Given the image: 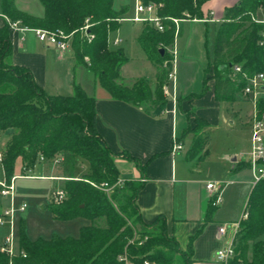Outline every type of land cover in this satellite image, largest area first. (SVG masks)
Listing matches in <instances>:
<instances>
[{
    "label": "trees",
    "instance_id": "obj_1",
    "mask_svg": "<svg viewBox=\"0 0 264 264\" xmlns=\"http://www.w3.org/2000/svg\"><path fill=\"white\" fill-rule=\"evenodd\" d=\"M114 0H39L43 15L38 17L17 9L13 0H1L2 13L10 21H18L28 28L72 33L71 52L74 65L83 66L93 75L108 95L116 100L141 107L151 116L161 114L166 97L164 86L172 69V46L175 25L164 20L165 29L157 31L145 25L138 43L147 57L158 66L154 90L144 79L127 87L118 82L119 69L127 60L121 47L108 45V36L124 17L127 5L115 9ZM160 3L162 17L201 18V6L208 0H142ZM264 0H239L225 8L213 44V56L208 65L214 81V97L218 102H233L245 84L240 74L232 76V66L239 64L248 74L264 73V23L255 18ZM88 20L85 31L93 37L87 40L80 31ZM9 24L0 28V136L7 135L3 149L4 176L10 179L17 158L26 167H33L39 158L47 165L55 163L58 176L67 177L63 188L66 198L61 205H52L56 219L83 217L90 224L82 226L78 237L52 236L30 240L20 230L19 249L25 257L16 256L12 264H117V256L152 264H191L195 236L190 237L182 250L175 237L167 234L166 220L158 216L145 223L140 216L136 197L142 182L125 180L107 195L89 182L115 184L119 171L113 154L95 129V97L88 95L74 80L71 95H50L36 84L25 67L11 62ZM159 49L164 52L161 55ZM87 58V60L85 59ZM211 67L213 68L211 70ZM221 67V68H220ZM209 77L204 75L200 97L206 91ZM255 113L264 118V98L255 102ZM193 127L184 130L182 137L195 133L187 152V160H201L207 155L208 122L195 116ZM139 162L128 154L120 155ZM78 160L87 164L77 173ZM246 217L240 220L235 235V256L232 264H264V178L255 182L247 198ZM0 253V264H7Z\"/></svg>",
    "mask_w": 264,
    "mask_h": 264
},
{
    "label": "crops",
    "instance_id": "obj_2",
    "mask_svg": "<svg viewBox=\"0 0 264 264\" xmlns=\"http://www.w3.org/2000/svg\"><path fill=\"white\" fill-rule=\"evenodd\" d=\"M238 1L208 0L201 6V18L179 21L174 42L167 48L168 54L172 56L174 79L168 80L163 88L166 97L165 106L161 114L157 116L149 115L141 107L111 98L95 80L91 93H88L82 84L87 71L83 66L74 65L71 49L58 51L53 46L38 41L30 30L21 31L11 27L8 29L12 47V64L30 70L36 84L47 94L71 95L75 80L81 84L88 95L95 97V129L110 151L117 155L115 164L120 179L142 182V187L136 197V205L141 219L145 223H150L158 216H163L166 220L167 234L176 238L182 250L186 249L190 237L196 235L193 240L191 264H220L215 259V252L225 245V238L230 232L223 235L222 230L238 222L244 213L237 208L232 219L221 218L218 211L220 204L223 203L222 194L228 184L249 183L251 188L254 185L248 163L242 154L239 155V158L236 156L230 158L228 160L231 162L230 166L223 159L224 174L227 177L214 181L219 185L221 191V203L212 207L210 205L211 193L206 188V184L211 182V179L202 175L204 173L202 164L207 161L210 149L213 147V136L218 137V129H226V127H230L229 124H233L230 117L235 113L228 104H232L236 100L235 98L231 103L215 100L214 81L210 78V71L205 72L206 69L208 70L213 56V45L209 49V29L211 24H216L217 30L225 8ZM13 3L21 11L38 17L43 15V11L40 15L31 13L34 9L31 0H13ZM130 11L128 6L129 16L133 12ZM257 20L264 21V18ZM9 22L10 20L2 13L0 0V28ZM123 22L127 21L119 22V27L108 36V45L112 48L121 47L127 57L119 69L118 82L130 87L137 80L144 79L148 82L151 90H154L158 66L147 57L138 43L142 29L140 28L141 24L132 22L133 29H125L124 33L121 32ZM119 33L123 39L119 37ZM128 35L133 43L132 47L126 46ZM116 37L120 38L121 42L117 46H113L112 41ZM138 47L142 52L138 55L139 60L146 67L148 73L125 81L122 76L123 70L135 57L134 52ZM205 74L209 77L205 93L200 97H192L193 94L201 92ZM195 116L209 124L204 130L208 135L207 155L201 160L189 161L186 159V152L193 138L188 134L184 137L182 135L186 128L193 127ZM0 140L4 146L8 140L7 135L0 136ZM174 140L181 143V150L172 151ZM249 147L245 155H247ZM123 153L137 160L141 169L133 161L120 157ZM17 163L21 171L24 164L20 157L16 159L15 164ZM86 168L87 164L78 160V175L83 173L81 171ZM244 169L249 171V180L241 181L235 178L234 181H227L229 175L234 176ZM34 170H39L41 173L39 175L31 174L29 178L53 179L56 177L57 179L53 180H63L62 176H58V173L42 161H38L33 167H30L31 172ZM221 180L223 182H220ZM7 203V198L0 196V212ZM0 227L4 228L0 229L1 243L8 230L6 226Z\"/></svg>",
    "mask_w": 264,
    "mask_h": 264
},
{
    "label": "rangeland",
    "instance_id": "obj_3",
    "mask_svg": "<svg viewBox=\"0 0 264 264\" xmlns=\"http://www.w3.org/2000/svg\"><path fill=\"white\" fill-rule=\"evenodd\" d=\"M34 5V9L31 13L40 15L43 11V6L39 0H31ZM136 0H114L113 6L119 7L123 4L129 6V9L133 11V7ZM130 11V12H131ZM208 15V14H207ZM128 17L129 13L127 12L124 17ZM210 16V15H209ZM255 18L263 19L264 18V9H258L255 15ZM132 22H123L121 24V32H124L125 29H133ZM146 24H141L140 28H143ZM216 24H211L209 29V49L212 48L214 31L216 30ZM129 30V34L130 31ZM125 33V32H124ZM127 34V33H126ZM119 37L120 33L118 34ZM123 35V34H122ZM122 38V37H121ZM127 47H132V42L130 35L127 37ZM123 39V38H122ZM134 52V51H133ZM135 57L131 62H129L125 69L123 70L122 76L127 79L132 77H139L140 75H147L146 67L142 65V62L139 60V54H142L141 48L134 52ZM213 68L211 67V70ZM122 78V79H123ZM124 81V80H122ZM82 82V80H81ZM94 78L90 72H87L85 79L82 84L88 91L91 93L93 89ZM236 100L231 106V110L234 111L235 115L230 117V120L233 124H229L230 127L226 129H218V137L213 136V147L210 149L209 157L207 161L202 164L204 169L203 176H206L207 179H211V182L219 181L223 177H227L224 174V163L223 159L226 160L228 166L231 162L228 160L234 156L239 158V155L242 154L246 158V151L249 147V128L248 122L254 113V105L252 99L245 97L240 93H236ZM192 138H194L195 133H189ZM4 146L2 140H0V151L3 152ZM228 155V156H227ZM49 167L55 171V163L49 165ZM86 169L82 170L84 172ZM19 164H15L13 175L21 174ZM41 172L39 170H34L30 174L39 175ZM82 174V173H81ZM249 171L244 169L241 170L236 175H229L227 181H234L235 178L238 180H249ZM4 172L0 168V180L3 179ZM6 180H10L7 179ZM220 182H223L222 180ZM219 183V182H218ZM233 183V182H232ZM64 180H53L49 178H24L17 177L13 181L14 186V204L16 207L19 205L25 204L23 211L16 212L15 215V234L18 238L20 230L25 233L28 239L35 240L37 238L49 239L52 236L60 237H78L79 230L82 226L89 225L90 220L83 217H75L73 219H56L52 215V205H61V203H53L51 201V193L54 187L60 186L63 188ZM251 186L249 183H233L226 186L225 192L222 194L223 203L220 204V209L218 215L226 217L227 219H232L235 209L239 208L240 211L245 212L247 198L250 192ZM4 229L0 227V229ZM7 231V230H6ZM7 233V232H5ZM4 233V234H5ZM231 233L229 232L225 238V242L231 238ZM264 240V234L261 236ZM19 240V239H18ZM225 243V244H226ZM18 250L19 243H18Z\"/></svg>",
    "mask_w": 264,
    "mask_h": 264
},
{
    "label": "built area",
    "instance_id": "obj_4",
    "mask_svg": "<svg viewBox=\"0 0 264 264\" xmlns=\"http://www.w3.org/2000/svg\"><path fill=\"white\" fill-rule=\"evenodd\" d=\"M161 7L160 3L153 1L144 2L142 0H136L132 15L129 17H121L116 19L118 22L121 21H130L133 23L146 24L152 26L159 32L164 31L165 24L164 20L169 19L175 25V31L177 29L178 23L181 19L162 17L159 14V9ZM259 21V20H257ZM264 23V21H261ZM9 27L13 29H18L21 31L30 30L33 32L34 36L43 44L53 46L58 51H67L71 49L72 33H65L61 30L48 31L41 28H28L21 25L18 21H10ZM89 27L88 20L85 21L84 26L80 29L82 33L85 34L86 39L89 41L93 35L85 32ZM264 36V35H263ZM121 39L115 38L112 41L113 46L120 44ZM87 60V58H85ZM240 74L241 78L245 81V84L242 88L241 94L245 97L252 99L253 105L259 98H264V73H254L248 74L241 70L239 64L232 66V76L234 74ZM174 79L173 69L168 73V80ZM249 134H250V147L246 155L245 161L248 163V167L251 171L253 177V184L260 179L264 178V118H258L255 113L249 120ZM182 145L177 140L173 141L172 151L181 150ZM39 161H42V158H39ZM3 152L0 151V168L3 170ZM57 161L55 160L54 163ZM21 174L13 175L10 180H6L5 177L0 180V196L7 198L8 203L0 212V226L7 227V233L3 237L2 242L0 243V253L4 254L8 261L7 264H12L14 257L21 255L25 257L23 251L18 250V238L15 234V215L18 211H23L25 204L15 206L14 200V186L13 181L17 177L29 178L30 167L25 165L21 168ZM53 179H57L53 177ZM69 178L63 177V180ZM125 180L119 179L115 184L109 185L107 182H101L99 184L94 182H89L92 186L104 191L107 195H110L113 192L115 186H120L124 183ZM206 188L210 191V205L216 207L221 203V191L219 185L216 182H208ZM66 198V191L64 188L57 186L54 187L51 193V201L53 203H61ZM246 217L244 212L242 218ZM241 218V219H242ZM240 219V220H241ZM240 220L234 224H231L228 228L222 230V234L226 235L228 231L231 233V238L225 245L218 248L215 252V259L220 264H232L235 256V235L239 230ZM117 264H152L148 259H144L141 262H135L131 260L128 255L124 252L117 256ZM240 264V263H236Z\"/></svg>",
    "mask_w": 264,
    "mask_h": 264
},
{
    "label": "water",
    "instance_id": "obj_5",
    "mask_svg": "<svg viewBox=\"0 0 264 264\" xmlns=\"http://www.w3.org/2000/svg\"><path fill=\"white\" fill-rule=\"evenodd\" d=\"M159 52H160V54L162 55L163 52H164V50H163V49H159ZM220 68H221V67H220Z\"/></svg>",
    "mask_w": 264,
    "mask_h": 264
}]
</instances>
